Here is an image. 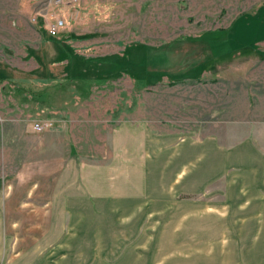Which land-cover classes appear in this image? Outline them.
Returning <instances> with one entry per match:
<instances>
[{"label":"rangeland","instance_id":"1","mask_svg":"<svg viewBox=\"0 0 264 264\" xmlns=\"http://www.w3.org/2000/svg\"><path fill=\"white\" fill-rule=\"evenodd\" d=\"M228 23L223 7L194 0H0V264L33 252L38 263L50 253L43 259L54 264H120L112 256L132 246L154 264L153 212L137 219L106 198L48 196L52 181L44 187L40 174L49 158L50 173H101L122 152L115 140L197 139L208 122L236 121L234 133L250 139L264 124V62L239 55L216 67L207 58L206 33ZM68 33L77 51L66 70L53 63ZM263 34L236 29L221 44L233 50ZM35 123L51 126L34 132ZM136 124L142 133L121 131ZM47 206L65 211L51 221L76 226L45 228Z\"/></svg>","mask_w":264,"mask_h":264},{"label":"crops","instance_id":"2","mask_svg":"<svg viewBox=\"0 0 264 264\" xmlns=\"http://www.w3.org/2000/svg\"><path fill=\"white\" fill-rule=\"evenodd\" d=\"M194 1L208 9H213L214 5L223 7L229 18L227 25L206 33L211 37L206 42V56L217 60L216 67L227 58L239 55L257 57L264 62V34L250 45L243 44L233 50L221 44L236 29L241 33L254 27L259 32L264 30V0ZM62 36L59 43L63 46L57 44L61 54L53 64L64 62L69 70L75 67L69 54L75 56L77 49L68 45L69 33ZM46 38L52 42L53 38ZM36 55L42 57L39 53ZM42 64L50 65L48 59ZM209 124L212 129L219 124L227 128H223L219 136L212 133V129L208 130ZM237 125L236 121L229 120L208 122L204 126L208 131L197 139L163 140L162 135L157 134L153 142L122 141L118 144L115 140L113 145L116 143V149L122 151L115 162L103 172L91 171L87 176H65V165L52 168L57 171L50 173L55 160L49 158L48 169H42L40 176L44 187L51 186L50 181L52 187L43 192L52 197H101L113 206L127 203L121 211L126 212L128 207V214L137 213V219L153 212L154 264H264V124L257 126L250 139L248 132L244 137L234 133L233 127ZM133 127H123L121 131H144L140 124L136 127L141 131ZM65 161L58 160L56 164H65ZM149 202H155L153 209L147 205ZM47 207L45 228L76 226L65 219L60 221L59 216L58 220L51 221L55 212L58 215L65 211ZM133 215L121 218L130 220ZM31 219L34 220L33 216ZM136 249L137 246L125 248L111 260L121 261L120 264L145 262L146 253ZM16 257L4 259V264L56 263L52 258L49 261L42 258L43 262L38 263L39 254L34 252L21 259L15 260ZM33 260L35 263L29 262ZM60 260L58 256V264Z\"/></svg>","mask_w":264,"mask_h":264},{"label":"built area","instance_id":"3","mask_svg":"<svg viewBox=\"0 0 264 264\" xmlns=\"http://www.w3.org/2000/svg\"><path fill=\"white\" fill-rule=\"evenodd\" d=\"M62 27V22L61 21H55L53 25L49 26L46 30L47 34L50 37H55V35L58 33V30ZM51 125L49 123L45 124H39L35 123L32 125V130L34 132H41L44 129H48Z\"/></svg>","mask_w":264,"mask_h":264}]
</instances>
